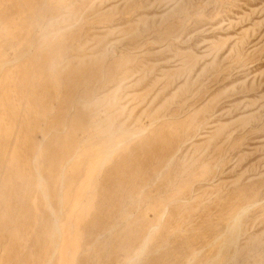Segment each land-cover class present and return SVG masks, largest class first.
Segmentation results:
<instances>
[{"label": "rangeland", "instance_id": "374dc122", "mask_svg": "<svg viewBox=\"0 0 264 264\" xmlns=\"http://www.w3.org/2000/svg\"><path fill=\"white\" fill-rule=\"evenodd\" d=\"M0 264H264V0H0Z\"/></svg>", "mask_w": 264, "mask_h": 264}]
</instances>
